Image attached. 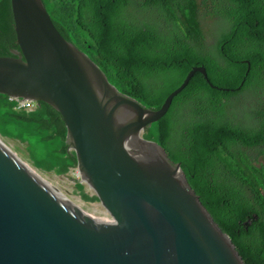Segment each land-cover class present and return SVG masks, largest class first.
Wrapping results in <instances>:
<instances>
[{
    "label": "water",
    "instance_id": "1",
    "mask_svg": "<svg viewBox=\"0 0 264 264\" xmlns=\"http://www.w3.org/2000/svg\"><path fill=\"white\" fill-rule=\"evenodd\" d=\"M11 8L19 50L0 57V94L61 114L80 182L104 211L84 209L0 140V264H246L181 164L143 136L195 73L209 82L206 68L148 108L62 36L43 0Z\"/></svg>",
    "mask_w": 264,
    "mask_h": 264
},
{
    "label": "trees",
    "instance_id": "2",
    "mask_svg": "<svg viewBox=\"0 0 264 264\" xmlns=\"http://www.w3.org/2000/svg\"><path fill=\"white\" fill-rule=\"evenodd\" d=\"M210 0H43L62 36L85 52L110 83L160 109L193 67L204 66L144 138L166 149L246 264H264V104L229 111L252 88L264 103V0H220L211 14L228 28L206 41L202 4ZM217 0H211L216 5ZM218 5V4H217ZM11 0H0V57L19 50ZM213 86V87H212ZM0 135L27 144L44 173L68 174L77 157L61 114L42 102L16 110L0 94ZM77 190L87 202L99 201Z\"/></svg>",
    "mask_w": 264,
    "mask_h": 264
},
{
    "label": "rangeland",
    "instance_id": "3",
    "mask_svg": "<svg viewBox=\"0 0 264 264\" xmlns=\"http://www.w3.org/2000/svg\"><path fill=\"white\" fill-rule=\"evenodd\" d=\"M203 3V0H199ZM218 4V5H217ZM218 6V9L223 12L225 5L221 3L220 0L216 1V5L208 2L206 6L202 4L201 21L205 29L206 41L209 45H214L216 37L222 34L226 28H228V23L225 17L221 15H213L211 12L214 7ZM262 99L256 94V91L252 88L245 93H242L236 100H234L229 107V111H246L257 108L258 106L264 104ZM0 140L3 141L9 148H11L16 154H18L24 161H26L31 167H33L39 174H41L46 180H48L53 186L67 195L69 198L77 202L80 206L89 212L93 213H103L104 207L99 201L87 202L84 201L77 190V183L80 182V175L78 169H72L68 174L58 175L55 172L44 173L34 166L33 161L29 156L27 150V144L22 143L18 139L4 138L0 135ZM260 161L264 163V156L260 157ZM85 192L90 194H95L94 191L85 185Z\"/></svg>",
    "mask_w": 264,
    "mask_h": 264
},
{
    "label": "built area",
    "instance_id": "4",
    "mask_svg": "<svg viewBox=\"0 0 264 264\" xmlns=\"http://www.w3.org/2000/svg\"><path fill=\"white\" fill-rule=\"evenodd\" d=\"M10 100L16 103V110L32 111L37 107L36 102L30 99L10 98Z\"/></svg>",
    "mask_w": 264,
    "mask_h": 264
},
{
    "label": "clouds",
    "instance_id": "5",
    "mask_svg": "<svg viewBox=\"0 0 264 264\" xmlns=\"http://www.w3.org/2000/svg\"><path fill=\"white\" fill-rule=\"evenodd\" d=\"M37 104V103H36ZM38 106V105H37ZM74 169H76V168H74ZM78 169V168H77ZM72 170V169H71ZM79 171V170H78ZM79 175H80V173H79ZM81 183V182H80ZM85 185V184H84Z\"/></svg>",
    "mask_w": 264,
    "mask_h": 264
},
{
    "label": "bare ground",
    "instance_id": "6",
    "mask_svg": "<svg viewBox=\"0 0 264 264\" xmlns=\"http://www.w3.org/2000/svg\"><path fill=\"white\" fill-rule=\"evenodd\" d=\"M79 175V174H78Z\"/></svg>",
    "mask_w": 264,
    "mask_h": 264
}]
</instances>
